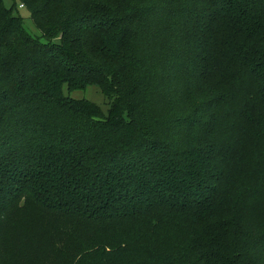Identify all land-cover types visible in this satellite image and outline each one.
Wrapping results in <instances>:
<instances>
[{
	"label": "trees",
	"instance_id": "obj_1",
	"mask_svg": "<svg viewBox=\"0 0 264 264\" xmlns=\"http://www.w3.org/2000/svg\"><path fill=\"white\" fill-rule=\"evenodd\" d=\"M0 264H264V0H0Z\"/></svg>",
	"mask_w": 264,
	"mask_h": 264
},
{
	"label": "rangeland",
	"instance_id": "obj_2",
	"mask_svg": "<svg viewBox=\"0 0 264 264\" xmlns=\"http://www.w3.org/2000/svg\"><path fill=\"white\" fill-rule=\"evenodd\" d=\"M2 1L4 2V5L7 8H11L13 6L14 0H2ZM13 13L22 16L24 20V25L32 34L34 35L39 34V30L35 26L32 18L30 17L29 11L25 7H23L18 3L17 7L13 8ZM64 89L65 91H67L66 87ZM71 96L76 99H82V98L89 99L100 105L104 111H107L108 109L106 96L101 91V89L95 85H90L85 89L74 90L71 93Z\"/></svg>",
	"mask_w": 264,
	"mask_h": 264
}]
</instances>
